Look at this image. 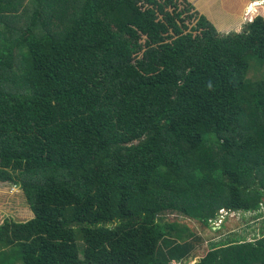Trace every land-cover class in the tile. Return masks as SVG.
<instances>
[{
  "label": "trees",
  "instance_id": "obj_1",
  "mask_svg": "<svg viewBox=\"0 0 264 264\" xmlns=\"http://www.w3.org/2000/svg\"><path fill=\"white\" fill-rule=\"evenodd\" d=\"M257 59L259 63L253 61ZM264 18L221 32L185 0H0V264H264Z\"/></svg>",
  "mask_w": 264,
  "mask_h": 264
},
{
  "label": "rangeland",
  "instance_id": "obj_2",
  "mask_svg": "<svg viewBox=\"0 0 264 264\" xmlns=\"http://www.w3.org/2000/svg\"><path fill=\"white\" fill-rule=\"evenodd\" d=\"M261 1L263 3L262 6H253L248 9L245 21L251 17L249 12H255V14L262 16L264 15V0ZM196 12L200 13L199 11ZM200 14L203 15L202 13ZM231 24L235 25L234 20ZM213 25L216 27L214 22ZM238 29L239 27L236 28V30ZM253 61L259 63L257 59H253ZM249 78L252 80H264V63L260 68H253ZM260 214L261 215L226 213L225 211H221L217 217L219 220L210 223L209 227L207 226L204 228H202V225L189 218L186 219L177 215L174 216V219H177L178 223L184 224L191 231H195L203 238L204 244L198 248L199 250L196 253V255L199 256L203 253L204 247L211 242H221L235 237L247 241L252 239L255 235H260L261 229L264 228V209L261 210ZM32 217V211L25 200L24 193L20 186L0 185V223L5 218L23 221L29 220ZM196 259H194V261ZM194 261H188L187 264H192Z\"/></svg>",
  "mask_w": 264,
  "mask_h": 264
},
{
  "label": "crops",
  "instance_id": "obj_3",
  "mask_svg": "<svg viewBox=\"0 0 264 264\" xmlns=\"http://www.w3.org/2000/svg\"><path fill=\"white\" fill-rule=\"evenodd\" d=\"M193 10L199 11L206 16L221 32H232L241 30L245 21L248 8L256 2L255 0H185ZM262 11V10H261ZM199 13V14H200ZM234 20V24H231ZM239 27L238 30L236 28Z\"/></svg>",
  "mask_w": 264,
  "mask_h": 264
},
{
  "label": "clouds",
  "instance_id": "obj_4",
  "mask_svg": "<svg viewBox=\"0 0 264 264\" xmlns=\"http://www.w3.org/2000/svg\"><path fill=\"white\" fill-rule=\"evenodd\" d=\"M255 1H258V0H255ZM259 2H260L259 6H262L263 3L261 2V0H259ZM252 3L254 4L253 6H257L258 5V4H255L256 2H252ZM253 6H251V7H253ZM249 13L251 14V17H250L251 20H249V19L246 20V21H249V22H252L258 16H262V15L255 14V12H249ZM262 17L264 18V15Z\"/></svg>",
  "mask_w": 264,
  "mask_h": 264
},
{
  "label": "built area",
  "instance_id": "obj_5",
  "mask_svg": "<svg viewBox=\"0 0 264 264\" xmlns=\"http://www.w3.org/2000/svg\"><path fill=\"white\" fill-rule=\"evenodd\" d=\"M261 2H262V1H261ZM249 20H251V18H250Z\"/></svg>",
  "mask_w": 264,
  "mask_h": 264
}]
</instances>
